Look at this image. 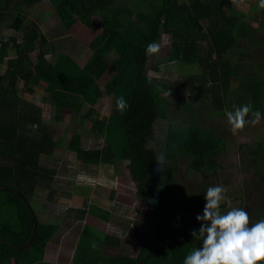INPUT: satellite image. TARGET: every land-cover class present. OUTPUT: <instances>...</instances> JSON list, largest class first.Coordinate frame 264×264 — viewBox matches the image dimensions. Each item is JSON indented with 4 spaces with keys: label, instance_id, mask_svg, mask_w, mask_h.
Returning a JSON list of instances; mask_svg holds the SVG:
<instances>
[{
    "label": "trees",
    "instance_id": "1",
    "mask_svg": "<svg viewBox=\"0 0 264 264\" xmlns=\"http://www.w3.org/2000/svg\"><path fill=\"white\" fill-rule=\"evenodd\" d=\"M42 1L0 0V27L13 31L6 37L0 35V187L6 188L0 189V264H45L46 247L60 225L41 223L38 218L32 239L35 221L19 194L31 205L38 188H48L49 198L61 191L56 170L42 159L63 146L86 165L126 162L132 181L139 186V198L152 205L135 256L105 254V248L121 250L123 241L109 235L99 241L100 234L90 233L92 227L85 225L73 264H183L202 241L192 236L200 222L188 227L194 218L179 211L202 215L207 181L217 180L225 169L217 157L224 156L227 143L191 118L177 125L170 123L162 149L152 147L156 121L170 103L165 93L177 90V82L150 77L153 54L146 55L145 49L168 36L169 55L151 65L152 69L161 71L164 62L195 67L184 78L194 96L190 102H182L181 108L192 111V102L205 96L215 112L232 111L229 105L234 100L237 107L251 104L253 111L263 115L264 80L250 70L241 73L245 67L239 64V56L263 44V24L258 30L250 28L248 22L253 18L237 7L239 0H56L67 14L89 28L95 17L102 20L101 32L91 41L93 53L82 65L58 48V38L48 37L29 17V9ZM253 10L264 16V7ZM45 44L54 51V59L44 53L33 58L31 54ZM40 83L45 84L42 103L55 111V121L63 119L64 109L77 112L92 121L91 130L105 144L84 147V134L79 130L68 140L56 136V127L45 122L43 104L25 95L34 94ZM104 96L113 98L114 108L100 116L95 105ZM120 96L128 102L123 113L116 108ZM239 151L238 161L246 156L264 165L263 139L241 144ZM160 157L162 166L157 165ZM158 167L163 171L158 172ZM193 175L202 184L193 190L181 188ZM258 176L264 177V170ZM237 198L242 209V196ZM96 211L99 220L111 222L112 213L106 208ZM77 212L80 219L89 213L86 207Z\"/></svg>",
    "mask_w": 264,
    "mask_h": 264
},
{
    "label": "rangeland",
    "instance_id": "2",
    "mask_svg": "<svg viewBox=\"0 0 264 264\" xmlns=\"http://www.w3.org/2000/svg\"><path fill=\"white\" fill-rule=\"evenodd\" d=\"M258 6V0H239L237 3L240 10L250 13L249 18L253 19L248 22V26L254 30H258L260 24L264 26V16L262 17L259 10L258 12L253 10ZM61 7L62 5L58 6L56 0H44L29 9V17L48 37L51 39L58 38L56 44L60 50L67 51L83 65L93 53L91 41L101 32L102 20L100 17H95L92 26L89 28L67 14ZM11 32L13 31L0 27V35L2 36H9ZM263 40L264 27L261 30V41ZM157 45L159 51L153 54L149 62V75L152 78H161L167 83L177 82V90L172 89L173 91L168 95L170 103L164 115L156 121L155 139L152 142V147L156 150L162 149L163 140L170 123L177 125L193 118L205 130L212 129L217 136L227 143L224 156L217 157L218 161L223 162L225 169L217 180L207 181L209 187L218 184L225 189L226 200L221 203L224 205L221 208V213L223 214L231 208H239L240 201L237 197L242 196V209L248 213L250 225L264 219V177L258 176L259 171L263 173L264 165L259 160L245 158L246 156L242 157L243 159L240 161L237 159L240 155L239 146L241 144H252L257 140H264V114L260 121L255 124L252 123L253 117L249 115L246 117L248 122L245 127L233 134L227 123L226 111L223 113L215 112L209 97L203 96V98L192 102V111L181 108L182 102H190L191 97L194 96L193 91L187 87L184 78L196 69L195 67H179L174 64L171 66L164 62L163 69L155 72L151 65H156L169 55L170 38L164 36ZM39 53H44L51 59L55 57V53L50 50L49 44L40 46L31 55L36 58ZM239 64L243 65L246 70H242L241 73H248L250 70V74L260 76L264 80V42L260 47H251L245 55L239 56ZM103 83L104 81L101 82V84ZM21 84L19 82V86ZM44 86L45 84L40 83V86H36L34 94L26 93L25 95L42 105ZM232 86L236 87L237 83L233 82ZM261 100L264 105V86ZM229 107L232 111L237 108L234 100L230 102ZM95 108L100 116L110 114L114 108L113 98L111 96L102 97ZM43 109L45 122L56 127V136L61 135L68 140L73 131L79 130L83 131L84 134V147H102L105 144L104 138L91 130L92 121L89 118L81 117L76 114L77 112L73 113L70 109H64L63 119L55 121V111L52 107L45 103ZM63 147L52 155L43 156L42 159L43 164L56 170L58 182L62 185L61 191L49 198L48 188H38L32 197L31 205L39 221L60 225V230L49 243L47 252L44 254V263L73 264L74 251L85 225L92 227L90 233L95 230L96 233L100 234L97 237L99 241H102L106 235L114 236L123 241L121 250L105 248V254L112 257L135 256L152 205L139 198V186L132 181L127 163L122 162L116 166L108 164L86 165L77 159L74 152L65 146ZM191 176L183 184H180L181 188L193 190L194 187L202 184L199 178L194 177V175L191 178ZM195 201L199 205L198 201ZM203 203L205 204V198ZM83 207H86L89 213L85 218L80 219L79 213L76 211L82 210ZM97 207L106 208L112 213L110 223L102 222L96 217ZM179 212L183 216L194 218L193 224H188V227H193L197 221L198 213L196 212L194 216L193 214L189 215L184 210ZM187 223L188 221L184 219L182 225L186 227ZM193 231L198 232V229H192V233ZM92 237L94 238V236Z\"/></svg>",
    "mask_w": 264,
    "mask_h": 264
},
{
    "label": "clouds",
    "instance_id": "3",
    "mask_svg": "<svg viewBox=\"0 0 264 264\" xmlns=\"http://www.w3.org/2000/svg\"><path fill=\"white\" fill-rule=\"evenodd\" d=\"M259 6L264 7V0H259ZM158 51L156 43L145 49L146 55ZM116 108L121 113L127 110L128 102L123 96L116 99ZM250 113L252 123H258L262 113L253 111L251 104L225 112L233 134L245 127ZM162 161L163 157H160L157 165L162 166ZM156 170L162 172L163 167ZM224 193L225 189L220 185L207 189L203 213L196 217L200 228L192 233L194 239L202 241V246L195 247L183 264H264V219L250 225L248 213L241 208H231L222 214L221 203L226 200Z\"/></svg>",
    "mask_w": 264,
    "mask_h": 264
},
{
    "label": "water",
    "instance_id": "4",
    "mask_svg": "<svg viewBox=\"0 0 264 264\" xmlns=\"http://www.w3.org/2000/svg\"><path fill=\"white\" fill-rule=\"evenodd\" d=\"M0 189H6V188L0 187ZM19 195H20V196L22 197V199L25 201V203H26L28 209L31 211V214H32L33 219H34V221H35V228H34V230H33V234L31 235V238L33 239L34 233H35V231H36V229H37V225H38V217L35 215V213H34L32 207H31V205L29 204V202L27 201V199H26L23 195H21V194H19ZM25 247H26V246H25Z\"/></svg>",
    "mask_w": 264,
    "mask_h": 264
},
{
    "label": "crops",
    "instance_id": "5",
    "mask_svg": "<svg viewBox=\"0 0 264 264\" xmlns=\"http://www.w3.org/2000/svg\"><path fill=\"white\" fill-rule=\"evenodd\" d=\"M49 245V244H48ZM48 247V246H47ZM47 247H46V250H45V252H47ZM74 254H75V251H74ZM73 257H74V255H73ZM72 261H73V259H72Z\"/></svg>",
    "mask_w": 264,
    "mask_h": 264
}]
</instances>
